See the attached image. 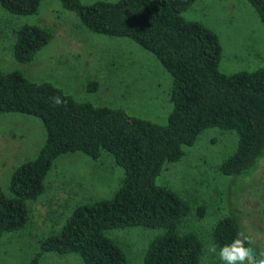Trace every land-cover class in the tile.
<instances>
[{
	"label": "trees",
	"instance_id": "obj_1",
	"mask_svg": "<svg viewBox=\"0 0 264 264\" xmlns=\"http://www.w3.org/2000/svg\"><path fill=\"white\" fill-rule=\"evenodd\" d=\"M193 1L60 0L90 30L128 37L158 58L171 76L172 106L164 122L128 113L120 106L80 100L51 81H35L19 69L0 68V112L37 116L46 131L37 155L13 168L11 194L0 188V236L26 224L27 200L43 191L45 175L58 155L81 151L97 159L104 150L123 169L121 183L111 196L77 204L25 264H39L44 251L77 252L84 264H128L123 248L105 230L130 225L163 229L150 240L143 264H200L201 236L178 228L191 213L188 202L155 178L167 162L182 156L184 145L192 144L210 126L234 129L238 137L235 150L219 164L220 173L237 176L255 167L264 154V65L221 70L218 34L183 15ZM248 1L264 24V0ZM39 3L0 0L15 14L34 13ZM51 35L39 24L19 25L11 48L14 58L32 60ZM97 87L96 80L88 83L90 90ZM54 96L66 103L54 106ZM196 207L197 215L203 216L205 205ZM230 208L211 227V243L218 250L241 231L250 238L239 213Z\"/></svg>",
	"mask_w": 264,
	"mask_h": 264
},
{
	"label": "rangeland",
	"instance_id": "obj_2",
	"mask_svg": "<svg viewBox=\"0 0 264 264\" xmlns=\"http://www.w3.org/2000/svg\"><path fill=\"white\" fill-rule=\"evenodd\" d=\"M183 15L218 34L221 70H251L264 65V24L248 0H194ZM23 23L39 24L52 34L27 62L15 59L11 51L14 30ZM0 68L19 69L32 80L51 81L77 99L120 106L157 122L166 121L172 106L171 76L152 52L128 37L90 30L60 0H40L38 10L28 14L11 13L0 5ZM92 80L98 82L95 90L88 88ZM45 134L37 116L0 112V188L6 193L11 194L13 168L37 155ZM237 140L234 129L204 128L192 144L183 146L182 156L167 162L155 178L188 202L191 213L178 228L201 236L200 264H222L218 255L206 249L214 221L230 207L239 213L257 255L264 253V154L252 170L241 175H224L218 169L235 150ZM122 177V167L107 151L97 159L81 151L58 155L45 175L43 191L27 200L26 224L0 236V264L27 263L41 240L56 233L77 204L111 196ZM198 204L205 205L200 217ZM162 230L130 225L108 228L105 234L123 248L128 264H143L150 240ZM39 264L84 262L77 252L44 251Z\"/></svg>",
	"mask_w": 264,
	"mask_h": 264
},
{
	"label": "clouds",
	"instance_id": "obj_3",
	"mask_svg": "<svg viewBox=\"0 0 264 264\" xmlns=\"http://www.w3.org/2000/svg\"><path fill=\"white\" fill-rule=\"evenodd\" d=\"M51 99L53 105L57 107L66 103L60 96ZM252 243V240L241 231L230 244H225L218 250L215 243H209L206 251L211 255H218L222 264H264V253L258 256Z\"/></svg>",
	"mask_w": 264,
	"mask_h": 264
}]
</instances>
